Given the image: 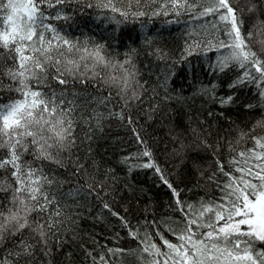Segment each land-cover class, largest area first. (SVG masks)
<instances>
[{
  "label": "trees",
  "instance_id": "obj_1",
  "mask_svg": "<svg viewBox=\"0 0 264 264\" xmlns=\"http://www.w3.org/2000/svg\"><path fill=\"white\" fill-rule=\"evenodd\" d=\"M240 1L0 0V81L23 87L0 89V264H264L254 234H213L264 192V0ZM93 43L100 77L31 69Z\"/></svg>",
  "mask_w": 264,
  "mask_h": 264
},
{
  "label": "rangeland",
  "instance_id": "obj_2",
  "mask_svg": "<svg viewBox=\"0 0 264 264\" xmlns=\"http://www.w3.org/2000/svg\"><path fill=\"white\" fill-rule=\"evenodd\" d=\"M222 3L228 7L229 6V0H221ZM234 3V7H238L240 5V0H232ZM27 3L26 5H22L21 8L24 9V12H28L27 10ZM244 8H246L247 10L244 12L246 13V16L244 17L245 21V26H246V33H247V37L249 39V41L253 44L254 48L256 51L261 52L262 49L264 48V37L263 40H260V36L262 37V31L258 30V32L254 31L253 28L254 26H250L251 22L253 21L254 23H258L257 19L255 18V16L252 14V12H254L255 8H253L250 4L245 5ZM228 10H230V16H231V20L234 24V31H235V35H236V41L237 44L241 43V39L240 38V34L238 33L237 27H236V21L234 20V16H233V11L232 9L228 8ZM250 13L252 15H250ZM250 15V18L248 17ZM256 32V34H255ZM82 45V44H81ZM87 46V48H85V50L81 51L80 54L77 53H69L70 57L66 60H62L61 58V51H55V47H48L47 49H43V50H38L36 57H35V65L31 66V69L33 70V72L38 73L40 72L39 67L41 65H43V69L45 71H47V65L50 63H54V64H58L59 62H61L62 64H64L66 67L70 68V66L72 67L73 71H82L85 73V71L90 72L91 76L95 77V76H101V72H102V65L106 64V61L108 60V58H106L107 56L103 53L102 48H99L98 46H96L94 43L90 44V45H85ZM260 50V51H259ZM1 51V50H0ZM127 60V59H126ZM87 62L90 67L89 68H83L82 63ZM117 64V63H115ZM124 65H127V61L125 62V60L123 61V63H121L120 67H123ZM131 70V67H129ZM99 69L101 70V72H99ZM36 70V71H35ZM113 70V69H112ZM104 71V69H103ZM40 74V73H39ZM41 75V74H40ZM73 75V76H72ZM75 77L74 74H70L68 77ZM15 83V80L14 82ZM129 85H127L126 83L123 85L125 91H124V95L126 96L127 93L130 95H135L138 92V86L137 87H133L131 86L133 84L132 81L128 82ZM135 84V82H134ZM33 107H38V102H34L33 103ZM45 112L47 114L52 113L51 110H45ZM40 113V109L37 110L35 112L36 117L31 119L28 122V126L33 130L32 133H34L37 137L38 140L36 138L35 139V144H39V146H44L47 143V140L50 139L49 136L47 135H51L52 133L50 131L46 132V134H43L42 131H38L35 130L34 127L37 121H39V118L41 116H39L38 114ZM55 118L54 116L50 115H45V119L47 121V124H52V119ZM59 123V122H58ZM8 124V120H6L5 122L3 120L0 121V145H1V139H2V135L3 132L5 130V125ZM60 124V123H59ZM53 125V124H52ZM61 134V132H57L56 135L59 136ZM46 136L48 137V139L46 138ZM51 137V136H50ZM48 150L51 152H48L46 150V152L41 153L40 157L48 159L50 161L55 160L58 161V158L54 155L55 150V146H51L50 144H48ZM1 182V181H0ZM9 187H7L8 189ZM15 195V194H14ZM15 196H11V198H13ZM244 204L237 210V214L235 215L234 218L227 220L226 222L220 223L217 225V227L215 228V230L213 231V234L217 235V234H224V233H228V232H238V231H243L245 233H250V234H254L255 236H257L259 239H261L264 242V192H260L258 194V196L256 198L253 199H249V198H244ZM13 217V216H12ZM16 217V216H15ZM13 218L14 220L16 218ZM18 218V215H17ZM22 220V219H21ZM21 222V221H19ZM25 225V224H24Z\"/></svg>",
  "mask_w": 264,
  "mask_h": 264
},
{
  "label": "bare ground",
  "instance_id": "obj_3",
  "mask_svg": "<svg viewBox=\"0 0 264 264\" xmlns=\"http://www.w3.org/2000/svg\"><path fill=\"white\" fill-rule=\"evenodd\" d=\"M254 26L256 25V24H259V20H258V23H252ZM247 39H248V37H247ZM249 40V39H248ZM6 78H8V76H6L5 77V80H6ZM13 78V77H12ZM9 85V86H8ZM8 86V87H7ZM6 88H11L13 91H15V92H18V91H20L21 90V88H23L22 86H20L19 84H15V83H13V80L11 81V82H8V83H1V81H0V89L2 90V89H6ZM5 140L3 139V140H1V144L4 142ZM1 146V145H0ZM3 146H6V144L5 143H3Z\"/></svg>",
  "mask_w": 264,
  "mask_h": 264
}]
</instances>
